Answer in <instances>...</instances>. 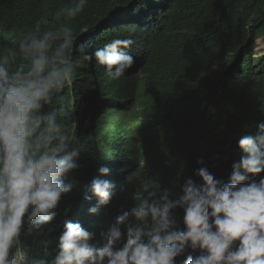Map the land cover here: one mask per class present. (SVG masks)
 <instances>
[{
  "label": "clouds",
  "instance_id": "clouds-1",
  "mask_svg": "<svg viewBox=\"0 0 264 264\" xmlns=\"http://www.w3.org/2000/svg\"><path fill=\"white\" fill-rule=\"evenodd\" d=\"M87 2L73 0L58 10L56 19L63 22L54 29L13 32L15 46L0 53V264H264V124L232 145L241 157L227 181L199 159L175 199L150 178L139 182L143 195H136V176L119 161L121 131L131 128L136 136L140 107L132 97L123 94L118 108L95 119L93 130L102 120L104 131L94 138V150L81 147L78 69L95 61L96 74L117 81L136 68L137 58L131 34L122 37L136 30V22L123 15L93 30ZM73 19L86 24L80 33ZM65 91L71 113L64 109ZM83 104L82 124L99 102L87 93ZM123 190L129 191L124 198ZM69 193L78 199L71 207L83 202L93 216L119 198L117 216L96 234L66 212L55 248L50 251L43 239L28 257L24 229L35 238L50 234L61 198ZM177 209L183 212L182 230Z\"/></svg>",
  "mask_w": 264,
  "mask_h": 264
},
{
  "label": "trees",
  "instance_id": "trees-1",
  "mask_svg": "<svg viewBox=\"0 0 264 264\" xmlns=\"http://www.w3.org/2000/svg\"><path fill=\"white\" fill-rule=\"evenodd\" d=\"M72 2L0 0V53L15 46L13 32L56 28L63 22L56 19V12ZM85 8L92 16L88 27L93 30L123 15L134 20L136 30L122 37L131 34L137 58L136 68L117 81L105 73L96 74L95 61L78 69L74 97L81 147L96 148L94 138L104 128L99 120L95 132V119L103 111L118 108L125 94L140 107L136 136L126 128L118 140L119 161L136 176V195H143L139 182L150 178L169 188L175 199L199 159L214 170L217 179L227 181L232 164L241 157L239 147L234 150L232 145L238 146L242 136L255 135L264 124V54L256 57V40L264 34V0H88ZM71 23L78 33L86 25L79 19ZM87 93L98 99L99 106L82 124ZM64 99L65 112L71 113L68 91ZM62 102L57 99L55 104L62 106ZM128 193L123 190L122 197ZM76 200L75 193L61 198L49 225L54 230L47 236L35 238L24 229L21 239L28 257L39 251L40 240L50 241V251L55 248L66 212L70 221L81 220L82 227L86 223L100 234L117 216L121 199L99 216L90 215L89 205L83 202L71 207ZM175 216L182 230V210L177 209Z\"/></svg>",
  "mask_w": 264,
  "mask_h": 264
},
{
  "label": "rangeland",
  "instance_id": "rangeland-1",
  "mask_svg": "<svg viewBox=\"0 0 264 264\" xmlns=\"http://www.w3.org/2000/svg\"><path fill=\"white\" fill-rule=\"evenodd\" d=\"M256 52L258 58L264 54V34L259 35L256 40Z\"/></svg>",
  "mask_w": 264,
  "mask_h": 264
}]
</instances>
